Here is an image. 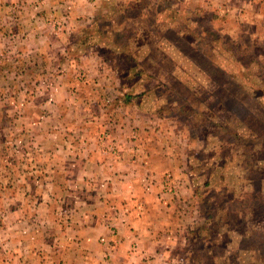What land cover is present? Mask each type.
<instances>
[{
    "label": "crops",
    "instance_id": "crops-1",
    "mask_svg": "<svg viewBox=\"0 0 264 264\" xmlns=\"http://www.w3.org/2000/svg\"><path fill=\"white\" fill-rule=\"evenodd\" d=\"M101 1L0 0V264H194L197 239L218 255L187 157L100 87Z\"/></svg>",
    "mask_w": 264,
    "mask_h": 264
},
{
    "label": "rangeland",
    "instance_id": "rangeland-1",
    "mask_svg": "<svg viewBox=\"0 0 264 264\" xmlns=\"http://www.w3.org/2000/svg\"><path fill=\"white\" fill-rule=\"evenodd\" d=\"M101 4L88 33L100 87L123 86L144 139L187 157L177 166L190 164L195 203L219 218L203 239L218 255L197 239L191 260L264 264V0Z\"/></svg>",
    "mask_w": 264,
    "mask_h": 264
},
{
    "label": "trees",
    "instance_id": "trees-1",
    "mask_svg": "<svg viewBox=\"0 0 264 264\" xmlns=\"http://www.w3.org/2000/svg\"><path fill=\"white\" fill-rule=\"evenodd\" d=\"M100 16H104V14H103V13H101V15H99V16H98V19H97L98 21L101 19V18H99ZM128 98H129V99H131V97H130V96H128Z\"/></svg>",
    "mask_w": 264,
    "mask_h": 264
}]
</instances>
